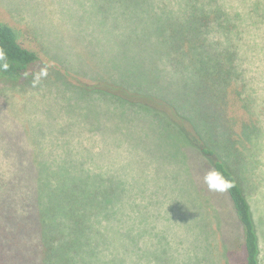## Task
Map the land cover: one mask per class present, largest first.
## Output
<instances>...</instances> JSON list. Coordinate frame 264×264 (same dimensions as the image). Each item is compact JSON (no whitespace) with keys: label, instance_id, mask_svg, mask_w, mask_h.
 Instances as JSON below:
<instances>
[{"label":"rangeland","instance_id":"rangeland-1","mask_svg":"<svg viewBox=\"0 0 264 264\" xmlns=\"http://www.w3.org/2000/svg\"><path fill=\"white\" fill-rule=\"evenodd\" d=\"M103 1L0 0V21L20 30L40 57L25 83L0 80V177L115 184L106 238L118 252L126 246L134 264H245L242 227L209 161L163 117L82 88L109 81L152 93L144 84L148 65L168 57L157 43L169 32L152 14L158 5ZM228 1L237 24V82L259 130L249 144L248 180L264 232V21L255 14L264 0ZM154 68L166 77L163 96L191 108L194 86L169 66Z\"/></svg>","mask_w":264,"mask_h":264},{"label":"trees","instance_id":"trees-1","mask_svg":"<svg viewBox=\"0 0 264 264\" xmlns=\"http://www.w3.org/2000/svg\"><path fill=\"white\" fill-rule=\"evenodd\" d=\"M140 1L158 5L152 14L167 22L169 30L162 37L165 42L156 36L168 57L163 60L160 56L148 65L151 75L144 84L153 92L109 81L82 88L146 108L181 132L209 161L225 188L243 230L245 264H264V232L251 203L248 174L254 164L249 161V144L259 130L253 121L255 109L237 82L241 68L233 41L237 24L227 7L229 1ZM255 14L264 21V10ZM21 34L0 21V80L25 83L30 67L40 59L38 52L21 42ZM158 63L172 68L183 84L194 86L191 108L186 99L163 96L159 82L166 77L154 68ZM218 133L226 140L222 136L215 141ZM17 179L0 177V264H134L126 246L118 252L106 238L107 219L115 212L117 201L115 184L95 179ZM137 250L142 252V247Z\"/></svg>","mask_w":264,"mask_h":264}]
</instances>
